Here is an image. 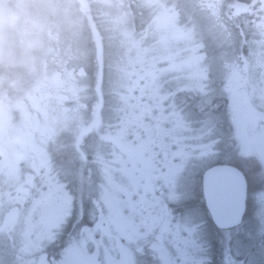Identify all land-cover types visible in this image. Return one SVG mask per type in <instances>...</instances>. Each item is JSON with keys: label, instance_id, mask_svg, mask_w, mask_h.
<instances>
[{"label": "flooded vegetation", "instance_id": "af4514ba", "mask_svg": "<svg viewBox=\"0 0 264 264\" xmlns=\"http://www.w3.org/2000/svg\"><path fill=\"white\" fill-rule=\"evenodd\" d=\"M206 5L216 37L227 49L231 35L236 51L220 54L219 71L205 67L201 96L221 118L207 134L198 127L203 138L183 127L192 130V114L170 148L164 116L133 119L149 98L130 97V53L123 69L98 23L80 43L47 45L29 78L0 68V264H264V0ZM13 11H0V32L17 28ZM194 71H176L189 87L167 86L198 114ZM170 101L162 90L157 103ZM181 178L186 194L155 211Z\"/></svg>", "mask_w": 264, "mask_h": 264}, {"label": "rangeland", "instance_id": "374dc122", "mask_svg": "<svg viewBox=\"0 0 264 264\" xmlns=\"http://www.w3.org/2000/svg\"><path fill=\"white\" fill-rule=\"evenodd\" d=\"M4 1L0 0V9ZM9 1L11 3L6 4H10L11 8L23 11L24 16L21 20L27 22V27H22L20 41L17 31L13 33L15 37L10 40L2 41L1 39L2 43H5V49L8 50L2 52L0 56V68H6L3 76L19 80L31 77V71L43 62L47 45L54 42L55 44H67L69 43L67 41L80 43L84 35L85 22L96 24L99 22L107 49L119 57L123 69L127 63L125 54L130 53L131 68L129 70H132L130 97L133 96L134 100H140L141 103L149 98L144 109L139 106L132 107L133 119H139L146 114L164 116L165 128L162 136L166 148H170L179 138V119L188 122L190 114L196 116L191 121L192 130L185 123L183 124L190 136L194 130L196 136L202 137L200 129H203L205 134L212 127L218 129L217 122L221 116L211 112L217 107L211 105L208 99L205 103L201 96L205 86L206 68L213 61V67L219 71L220 54L226 50L228 53L236 51V46L235 39L227 40V49L216 40L215 24L207 9V0L198 2L196 0H89L90 7L87 4L88 0H79L82 6L76 8L72 7L75 4L73 2L71 4V0ZM193 1L198 7L192 3ZM97 9L100 10L97 11ZM144 9H146L145 12ZM13 15L15 17V14ZM141 15L143 25L139 26ZM211 29L213 43L207 46L206 38ZM145 54L151 57L146 61V67L142 69L144 66L142 58ZM179 55H188L185 61H188L189 66L182 64L184 61L175 57ZM194 59L197 60V65ZM183 67L196 70L192 73L195 77L193 87L199 86L203 89L196 92L193 100V105L199 111L198 114L193 109L192 102L185 106H176L173 102L176 90L167 86L172 85L179 88L181 85L185 87L191 85L190 81L183 84L187 81L183 73H176L179 68L185 72L186 68ZM37 73V71L34 72L33 78ZM254 74L252 70L249 72L250 85L257 84L253 78ZM159 77L163 79L164 85H157ZM162 90L166 99L171 100L164 105L157 103V97ZM195 90L194 88V92ZM139 94L145 97H137ZM204 104H207L210 110H206L203 107ZM224 124H227V120H224ZM203 146L202 144L201 147ZM184 185L188 186L186 178H181L180 181L172 180L167 184L164 187V196L159 199L158 207L153 204L155 211L164 213L162 207L165 204L171 207L177 198V192L183 197L186 194V189H183ZM139 188L140 186L134 184L132 191ZM183 216L189 218L191 215L185 212ZM191 222L192 220H189L187 223L186 230H192ZM190 244H192V239L185 248L187 251H189ZM247 245L248 243H245V246ZM177 246L172 241L170 248L176 250ZM137 256L140 260L141 256L138 253ZM201 262L202 259L197 257L196 263L201 264Z\"/></svg>", "mask_w": 264, "mask_h": 264}, {"label": "trees", "instance_id": "16d2710c", "mask_svg": "<svg viewBox=\"0 0 264 264\" xmlns=\"http://www.w3.org/2000/svg\"><path fill=\"white\" fill-rule=\"evenodd\" d=\"M74 4H75V6H82V4L81 3H79L78 1L79 0H71ZM82 1H84V0H82ZM185 1H191V0H185ZM197 2L199 1V0H196ZM5 3H2V6L4 7H7V8H10V7H12L10 4H6V3H11V1H9V0H5L4 1ZM89 0H88V2H87V4L89 5ZM194 5H196L195 4V1H193L192 2ZM197 6V5H196ZM89 7H90V5H89ZM198 7V6H197ZM10 11H11V9H9ZM91 10V9H90ZM95 11V10H94ZM146 11V9H144V12ZM22 21H21V19H18L17 21H16V23H21ZM143 25V16L141 15L140 17H139V26H142ZM15 31H17L18 33H19V31H18V29L17 28H14V27H9V26H6V27H4L3 28V30L0 32V41H1V39H2V41H8V40H10L11 38H13V37H15V36H13V33L15 32ZM214 32H215V30H214ZM211 33H212V29H211V32H210V34L208 35V37L206 38V41L208 42L209 40H210V38L212 37L211 36ZM19 38H20V33H19ZM20 39H22V38H20ZM230 39H233V37L232 38H230ZM2 41L0 42V49H1V52H6V51H8V50H6L5 49V43H2ZM236 46V45H235ZM188 55H186V57H187Z\"/></svg>", "mask_w": 264, "mask_h": 264}]
</instances>
